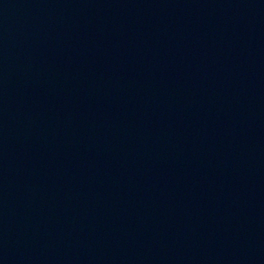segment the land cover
<instances>
[{
    "label": "water",
    "instance_id": "water-1",
    "mask_svg": "<svg viewBox=\"0 0 264 264\" xmlns=\"http://www.w3.org/2000/svg\"><path fill=\"white\" fill-rule=\"evenodd\" d=\"M0 264H264V0H0Z\"/></svg>",
    "mask_w": 264,
    "mask_h": 264
}]
</instances>
